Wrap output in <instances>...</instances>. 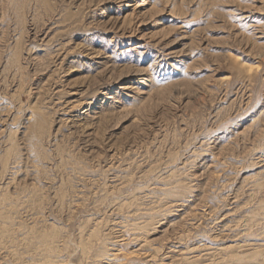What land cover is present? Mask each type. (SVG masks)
Masks as SVG:
<instances>
[{
  "label": "rangeland",
  "instance_id": "1",
  "mask_svg": "<svg viewBox=\"0 0 264 264\" xmlns=\"http://www.w3.org/2000/svg\"><path fill=\"white\" fill-rule=\"evenodd\" d=\"M263 246L264 0H0V264Z\"/></svg>",
  "mask_w": 264,
  "mask_h": 264
},
{
  "label": "bare ground",
  "instance_id": "2",
  "mask_svg": "<svg viewBox=\"0 0 264 264\" xmlns=\"http://www.w3.org/2000/svg\"><path fill=\"white\" fill-rule=\"evenodd\" d=\"M2 221H3V220H2ZM249 226H250V225H249ZM94 233H95V232H94ZM122 240H123V239H122ZM249 241H250V240H249ZM257 248H258V247H257ZM263 249H264V246H263ZM255 250H256V249H255ZM259 250H260V249H258V251H259ZM260 251H261V250H260ZM260 251H259V252H260ZM256 252H257V250H256L254 253H256ZM262 252H263V251H262ZM254 253H253V255H254ZM256 254H260V257H261V252H260V253L257 252ZM263 254H264V252H263ZM254 258H256V257H254ZM261 259H262V258H261ZM105 260H106V259H105ZM254 261H255V259H254ZM254 261H253V262H254ZM249 262H250V261H249ZM251 262H252V259H251ZM110 263H111V262H110ZM52 264H53V263H52ZM246 264H249V263L246 262ZM250 264H264V258H263L262 261H260V259H259L258 261L256 260L254 263H250Z\"/></svg>",
  "mask_w": 264,
  "mask_h": 264
}]
</instances>
